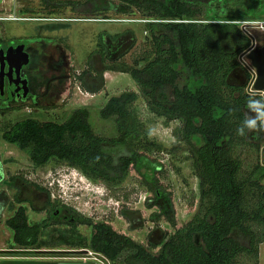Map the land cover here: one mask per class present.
Returning a JSON list of instances; mask_svg holds the SVG:
<instances>
[{"label": "trees", "instance_id": "1", "mask_svg": "<svg viewBox=\"0 0 264 264\" xmlns=\"http://www.w3.org/2000/svg\"><path fill=\"white\" fill-rule=\"evenodd\" d=\"M252 1L240 0L238 4L248 7ZM93 2L103 18H107L103 14L107 6L115 3L117 13L136 10L150 19L145 30L152 42V56L140 67L138 62L133 66L118 63L116 60L129 51H119L124 41H117L115 50L111 48L114 42L107 46L99 42L103 46L101 59L109 61H102L99 77L103 81L107 70L129 73L151 112L181 122L177 136L187 145L200 180V209L186 225L165 235L157 253L118 233L109 223L93 222L65 204L61 206L69 208L75 219L72 224L61 220L62 211L55 214L60 207L55 202H49V224L31 225L25 207H18L6 220L13 243L25 249L61 245L89 249L113 264H243L247 258L257 264L259 245L264 242V164L257 159L246 171L236 153L241 144L248 143L251 129H264V98L247 91L251 73L240 59L251 45L241 21L250 18H204L205 7L213 0H43V6L54 13ZM124 34L110 38L116 40ZM167 90L171 95L167 96ZM137 99L136 91H123L110 96L99 109L102 120H113L112 136L97 134L91 110L81 107L72 110L63 122L32 117L18 120L3 131L2 139L24 151L36 167L51 161L66 163L87 177L116 183L125 178L131 166L138 167L145 159V154L138 151L146 131L134 108ZM253 121L255 126L249 127ZM197 137L200 144L195 142ZM251 146L260 149L258 143ZM156 167L152 166L153 171ZM16 180L13 176L10 182ZM153 191L155 198H165L162 215L175 225L168 194L160 188ZM15 199L20 201L18 195ZM57 223L64 226H47ZM80 224L92 228L90 237L77 231Z\"/></svg>", "mask_w": 264, "mask_h": 264}, {"label": "rangeland", "instance_id": "2", "mask_svg": "<svg viewBox=\"0 0 264 264\" xmlns=\"http://www.w3.org/2000/svg\"><path fill=\"white\" fill-rule=\"evenodd\" d=\"M41 1L0 0V16L9 15L16 18L52 16L57 19L55 21L16 19L0 23L10 34L22 36L36 34L39 39L34 44L36 74L33 79L38 97L36 100L33 98L18 101L8 108L0 109V264H23L18 260L113 264L101 254L89 249H71L66 245L56 248L25 249L13 243V232L6 225V220L19 207L17 199L13 198L14 189L8 186L13 176L22 177L44 188L50 193V198L55 204L70 206L93 222L109 223L118 233L129 236L152 253H157L166 234H171L186 225L199 212L200 180L193 166V158L187 145L178 139L181 122L168 121L151 112L129 73L107 70L103 72V81L99 77L103 62L109 63L107 59H101L99 52L103 46L100 43L107 46L114 42L111 48L115 50L118 46L117 41L125 42L121 41L119 51H129L119 59L118 53L115 52L114 56L117 57L115 58L118 59L116 60L118 63L133 66L138 62L137 66L140 67L152 56V42L145 30L146 22L143 20L148 18L136 10L130 14L117 13L116 4L112 3L103 13L107 19L131 20H95L102 19L103 15L96 9L94 2L78 6L76 10L68 6L51 14L42 8ZM238 1L240 0H236V3L233 0L219 2L213 0L211 4L206 5L204 18H250V21H264V0H254L255 2L252 1L248 7L239 5ZM25 9L32 10V13L26 12ZM245 24L255 43L258 46L264 44L263 25ZM125 31L132 32L131 36L124 34ZM121 33L124 34L121 39L110 38ZM242 60L245 65L252 68L251 61L246 55ZM83 70L88 71L82 74ZM102 85L104 87L101 91L95 93L94 90ZM128 90L138 93L134 108L146 131L142 138L144 143L139 146L138 151L145 154V159L142 165L131 166L125 178L119 182L108 183L90 178L80 169L56 161L36 167L24 151L2 139L3 131L18 120L32 117L41 121L63 122L72 110L81 107L91 110V122L97 134L112 136L115 134L113 120H102L98 111L110 96ZM169 94L170 90H167V96ZM262 97L264 98V95ZM247 141V144H241L236 150L243 160V169L246 171L254 166L257 159L261 162L264 129H251ZM195 142L200 144L201 138H195ZM253 143L260 145L258 151L251 146ZM153 165L157 166V171H153ZM153 182L156 184L153 185ZM157 188L169 196L175 225L170 224L162 215L161 208L165 204V198L154 197L153 190ZM30 197L33 200V207L26 202L22 204L29 222H39L45 217V212H38L39 210L36 211L35 208L39 209L45 203L41 198L36 200L34 195ZM77 231L90 237L92 228L80 224ZM243 264L254 263L247 258ZM257 264H264V242L259 245Z\"/></svg>", "mask_w": 264, "mask_h": 264}, {"label": "flooded vegetation", "instance_id": "3", "mask_svg": "<svg viewBox=\"0 0 264 264\" xmlns=\"http://www.w3.org/2000/svg\"><path fill=\"white\" fill-rule=\"evenodd\" d=\"M41 4H42L41 5L42 8H44L43 0L41 1ZM25 11L32 13V10L29 11L25 9ZM16 19L24 20V21H37V20L55 21L57 20L56 18H53L52 16H45V17L24 16V17L16 18V17L8 15V16H0V23H3L4 21H9V20L11 21V20H16ZM38 41L39 39L36 34H31V36L10 34L3 28L2 25H0V85H1L0 87V109L8 108L12 103H16L18 101H26V100H30L33 98L34 100H36V98L38 97V95L36 94V88H35V84L33 80L36 74L34 71V59H35L34 44ZM19 45H23V50L28 54L29 61L26 64H24L20 68L19 71H16V66L14 64H12L13 66L10 68V64L5 56L7 55V52L11 49H12L11 51H13L12 52L13 56H15L14 49ZM16 177H17V180L14 183H11L9 181L8 186L14 189L13 198L15 199L17 195H18V198H20V201L18 202L19 207L23 206L22 204L23 202H26L30 207H33V200L30 197L32 195L35 196L36 200L38 198L39 199L41 198L43 202L45 203V205L40 207L39 209L35 208V210L36 211L39 210L38 212H45V217L42 218L41 221L39 222H44L46 224H49L52 221V220L50 221L49 215H48V209L49 207H52L51 205H49V202H52V203L54 202L53 200H51V198L48 197V192H46L44 188L38 186L37 184H34L25 179H22V177H18V176ZM28 193L30 194V196H27ZM22 194H24L25 196L21 197ZM11 209L14 210V208H11ZM60 210L62 211L61 220H65L68 223L72 224L74 222L75 217L71 215L69 208L60 205V207L57 209L55 214L58 215V212ZM15 211L13 212V215ZM36 222H29V223L32 225ZM62 225L63 224L61 223H57V224H50L47 226L48 228H57ZM71 249H77V248H71Z\"/></svg>", "mask_w": 264, "mask_h": 264}, {"label": "water", "instance_id": "4", "mask_svg": "<svg viewBox=\"0 0 264 264\" xmlns=\"http://www.w3.org/2000/svg\"><path fill=\"white\" fill-rule=\"evenodd\" d=\"M12 50V49H11ZM9 50L7 55L5 56L10 64V68L14 64L16 66V71H19L20 68L26 64L28 60V54L23 50V45L17 46L15 51V56H13V51ZM247 56L251 61L252 68L250 71L253 73V87L256 93H260L264 95V44L261 46L255 45V40L251 38L250 47L241 55L240 59L242 60V56ZM248 67V66H247ZM1 87V85H0ZM264 148H262V157L261 162L264 164L263 158ZM54 264H95L92 262H83V261H57Z\"/></svg>", "mask_w": 264, "mask_h": 264}, {"label": "built area", "instance_id": "5", "mask_svg": "<svg viewBox=\"0 0 264 264\" xmlns=\"http://www.w3.org/2000/svg\"><path fill=\"white\" fill-rule=\"evenodd\" d=\"M95 20H109V21H129V20H131V19H128V18H122V19H116V18H111V19H107V18H102V19H95ZM145 22H147V21H149L150 19H143ZM245 23H248V25H250V24H252V25H263V27H264V21H250V20H244L243 22H242V29L247 33V34H249V36L252 38L253 37V35L248 31V30H246V24ZM262 27V28H263ZM255 45H257L256 43H255ZM244 58V56H242V59ZM243 61V60H242ZM247 66V65H246ZM249 68V67H248ZM250 70V69H249ZM252 70L254 71V69L252 68ZM250 73H251V78H250V80H249V83H248V86L246 87V89H247V91L248 92H253L254 91V87H253V81H254V79H253V73L250 71Z\"/></svg>", "mask_w": 264, "mask_h": 264}, {"label": "clouds", "instance_id": "6", "mask_svg": "<svg viewBox=\"0 0 264 264\" xmlns=\"http://www.w3.org/2000/svg\"><path fill=\"white\" fill-rule=\"evenodd\" d=\"M248 126L249 127H254L255 126V122L254 121L253 122H250Z\"/></svg>", "mask_w": 264, "mask_h": 264}, {"label": "crops", "instance_id": "7", "mask_svg": "<svg viewBox=\"0 0 264 264\" xmlns=\"http://www.w3.org/2000/svg\"><path fill=\"white\" fill-rule=\"evenodd\" d=\"M105 72H107V71H105ZM106 74V73H105ZM101 91V90H100ZM96 93V92H95Z\"/></svg>", "mask_w": 264, "mask_h": 264}]
</instances>
